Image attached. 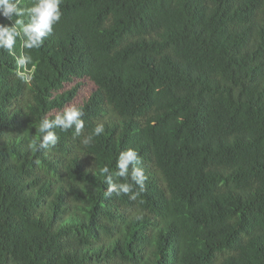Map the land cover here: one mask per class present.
I'll list each match as a JSON object with an SVG mask.
<instances>
[{"label": "trees", "instance_id": "16d2710c", "mask_svg": "<svg viewBox=\"0 0 264 264\" xmlns=\"http://www.w3.org/2000/svg\"><path fill=\"white\" fill-rule=\"evenodd\" d=\"M61 11L40 48L17 39L30 81L0 49V264H264V0H62ZM75 78L95 84L73 105L84 128L31 151ZM129 148L145 190L106 196L101 169Z\"/></svg>", "mask_w": 264, "mask_h": 264}, {"label": "clouds", "instance_id": "9594fccd", "mask_svg": "<svg viewBox=\"0 0 264 264\" xmlns=\"http://www.w3.org/2000/svg\"><path fill=\"white\" fill-rule=\"evenodd\" d=\"M21 0H0V16L14 22L10 26L0 24V49L6 50L9 55L16 58V75L23 81L28 82L32 78L36 65L32 62L30 55H20L16 57L15 45L17 39L22 41V47L27 50L38 49L53 32V26L57 24L62 16V0H34L32 5L27 8L20 7ZM27 15L28 21L24 22L20 17ZM15 18V19H14ZM31 65V69H28ZM83 110L77 106H69L62 112L56 114L53 118H43L36 131L39 133V139H31L28 147L31 151H41L49 146H55L58 142V136L55 129L67 131L75 129L79 134L84 128L82 119ZM104 124H97L91 134L85 136L81 143L84 146L89 145L93 138L100 136L104 132ZM139 153L129 148L119 153L115 168L112 172L108 167L101 169V174L105 176V182L108 185L106 196L112 193L129 195L130 199H136L139 192L145 190L147 176L143 167ZM114 177L126 179L128 182H114ZM138 189V191H134Z\"/></svg>", "mask_w": 264, "mask_h": 264}, {"label": "rangeland", "instance_id": "374dc122", "mask_svg": "<svg viewBox=\"0 0 264 264\" xmlns=\"http://www.w3.org/2000/svg\"><path fill=\"white\" fill-rule=\"evenodd\" d=\"M78 84L76 95L72 102H70L66 107L77 105L84 101L90 93L95 88V84L93 81L88 78H75L71 82L65 84L64 88L70 89L73 86Z\"/></svg>", "mask_w": 264, "mask_h": 264}]
</instances>
